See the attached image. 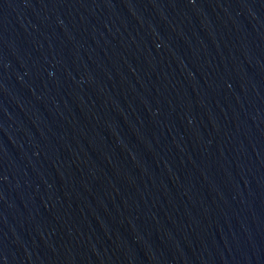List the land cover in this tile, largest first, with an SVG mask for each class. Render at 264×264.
<instances>
[{
    "label": "water",
    "instance_id": "water-1",
    "mask_svg": "<svg viewBox=\"0 0 264 264\" xmlns=\"http://www.w3.org/2000/svg\"><path fill=\"white\" fill-rule=\"evenodd\" d=\"M0 264H264V0H0Z\"/></svg>",
    "mask_w": 264,
    "mask_h": 264
}]
</instances>
